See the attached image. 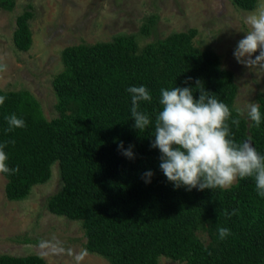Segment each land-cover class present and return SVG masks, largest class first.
Here are the masks:
<instances>
[{
	"label": "trees",
	"instance_id": "obj_1",
	"mask_svg": "<svg viewBox=\"0 0 264 264\" xmlns=\"http://www.w3.org/2000/svg\"><path fill=\"white\" fill-rule=\"evenodd\" d=\"M231 1L244 10L259 2ZM16 4L0 0L1 9L13 11ZM34 16L31 4L17 16L13 40L19 50L32 47ZM153 17L143 33L151 31ZM196 35L197 29L189 28L141 45L136 34L118 33L111 40L66 46L63 69L54 77L58 115L53 119L28 89L0 88V96L6 97L0 105V144H6L9 168H19L15 174L1 173L7 179V198H27L35 185L51 178L58 162L62 186L48 197V209L81 221L86 250L111 264H160L161 256L186 264H264V198L254 180H238L228 190L177 189L159 167V149L151 147L160 89L192 87L198 98L195 91L203 87L239 119L238 127L229 121L236 142L250 139L264 155V119L256 126L237 115L234 73L222 67L214 50L197 46ZM141 85L153 99L141 102L139 110L153 125L139 132L133 127L127 89ZM257 103L264 117L263 93ZM12 114L26 126L9 131L6 117ZM121 142L123 150L132 146L134 158L123 155ZM149 170L154 175L145 182L143 174ZM219 228L231 234L221 240ZM199 232L208 234V243ZM0 264L49 263L38 254L3 253Z\"/></svg>",
	"mask_w": 264,
	"mask_h": 264
},
{
	"label": "rangeland",
	"instance_id": "obj_2",
	"mask_svg": "<svg viewBox=\"0 0 264 264\" xmlns=\"http://www.w3.org/2000/svg\"><path fill=\"white\" fill-rule=\"evenodd\" d=\"M261 2L264 0L258 5ZM29 4L35 15L30 22L33 44L24 51L15 46L13 36L17 16ZM255 9L238 8L231 0H17L13 11L0 8V65H6L0 72V88L28 89L45 116L53 119L58 115L54 77L63 69L61 51L66 46L107 41L118 33H134L143 45L172 32L196 28L194 43L214 50L222 67L234 73L238 85L235 105L245 109L248 103H257L259 93L264 94V69L238 63L233 51L249 30L244 17ZM153 16L156 23L143 33V25ZM243 115L249 119L246 111ZM58 167V162L54 163L51 178L18 201L7 198V179L0 173V254H38L49 264H111L86 250L81 221L48 209V197L62 186ZM199 235L209 242L207 233ZM41 242H47L48 247L40 248ZM160 264L186 262L161 256Z\"/></svg>",
	"mask_w": 264,
	"mask_h": 264
},
{
	"label": "clouds",
	"instance_id": "obj_3",
	"mask_svg": "<svg viewBox=\"0 0 264 264\" xmlns=\"http://www.w3.org/2000/svg\"><path fill=\"white\" fill-rule=\"evenodd\" d=\"M244 23L249 30L237 42L234 58L247 68L264 69V2L244 17ZM4 70L6 65H0V72ZM191 79L189 77L185 84ZM199 84L200 81H196V86ZM127 91L131 94L133 127L139 132L145 131L153 125V121L146 112L139 110L140 104L151 102L153 97L143 85L129 87ZM195 92L199 93L198 98L194 97L192 87L160 89V110L155 117L151 147L160 151L159 167L163 174L175 188L183 186L189 191L193 188L200 191L228 190L238 180L251 178L257 194L264 198V155L250 141L238 143L233 138L229 121L237 127L240 121L232 118L228 105L203 87ZM5 99L0 96V105ZM245 111L256 126L261 124L264 117L258 103L250 102L245 109H236L238 116ZM6 120L9 131L26 126L25 121L15 114L6 117ZM5 147L6 144H0V173L15 174L19 168H9ZM131 148L123 150V142L119 144L123 155L130 159L134 158ZM153 175L151 170L145 172V182H150ZM232 214H236L235 210ZM218 233L221 240L231 234L228 228H219ZM47 247V242H41L40 248Z\"/></svg>",
	"mask_w": 264,
	"mask_h": 264
},
{
	"label": "water",
	"instance_id": "obj_4",
	"mask_svg": "<svg viewBox=\"0 0 264 264\" xmlns=\"http://www.w3.org/2000/svg\"><path fill=\"white\" fill-rule=\"evenodd\" d=\"M246 141H250L251 144L254 146L253 142L250 139H246ZM255 147V146H254Z\"/></svg>",
	"mask_w": 264,
	"mask_h": 264
}]
</instances>
